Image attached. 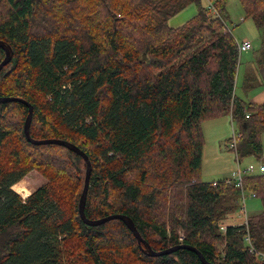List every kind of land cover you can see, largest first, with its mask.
<instances>
[{"label": "trees", "instance_id": "obj_1", "mask_svg": "<svg viewBox=\"0 0 264 264\" xmlns=\"http://www.w3.org/2000/svg\"><path fill=\"white\" fill-rule=\"evenodd\" d=\"M239 2L264 32V0ZM228 3L214 1L209 15L203 0H0V41L12 49L0 97L32 106L33 140L66 141L88 156V220L128 216L156 252L188 245L211 264H264L245 243L246 226L221 229L239 211L241 190L201 175L205 121L232 115L241 164L264 153V102L236 94L241 54L222 32ZM190 6L197 14L170 26ZM5 58L0 47V64ZM256 61L264 68V43ZM28 115L23 102H0V264H63L78 242L89 264H203L188 249L146 255L121 220L86 224L84 158L30 142ZM32 171L47 183L23 199L12 187ZM243 183L261 202L249 232L264 253V174Z\"/></svg>", "mask_w": 264, "mask_h": 264}, {"label": "rangeland", "instance_id": "obj_2", "mask_svg": "<svg viewBox=\"0 0 264 264\" xmlns=\"http://www.w3.org/2000/svg\"><path fill=\"white\" fill-rule=\"evenodd\" d=\"M208 1L203 0V4L206 7ZM195 6H190L188 10L182 12L175 18L169 21L170 26L179 27L185 22L193 18L197 14ZM229 20L227 21V27L223 29V33L233 34L237 41H242L243 38H250L253 44L252 50L244 52L240 55L239 69L236 81V94L241 96L245 101L254 103L264 102V68H260L257 64L256 58L259 56L264 43V32L258 30L252 20H245L244 11L240 5L239 0H229L228 3ZM206 35V34H205ZM253 76L254 88L247 92L242 89L245 78ZM231 114H233V106L231 107ZM231 115L216 119L208 120L203 123V136H204V148H203V162H202V181L207 183H215L225 180H234L235 174L238 171V160L235 151L231 149V144L234 134H240V126L234 122ZM214 127H220V130H216ZM220 133V135L217 133ZM224 138V139H222ZM227 140V141H224ZM262 144L264 149V133L262 134ZM260 161L255 158H246L243 160L240 168L245 170L249 165H253L256 168L259 167ZM47 180L37 171L29 173L21 182L12 187V190L20 195L23 199L28 198L33 192L40 187L44 186ZM215 185V184H214ZM25 191L28 196L23 195ZM31 193V194H30ZM251 202L257 204L259 211H262L261 202L259 199H253L247 194L246 209L250 217V212L255 211L254 207H250ZM241 204V203H240ZM245 219L241 209L233 214L222 225L237 224L242 225ZM109 222V221H108ZM107 223V222H106ZM105 223V224H106ZM103 225V224H102ZM77 244V243H76ZM77 248L66 250V256L63 264H89L86 259L83 261L81 243L78 242ZM70 252V253H69Z\"/></svg>", "mask_w": 264, "mask_h": 264}, {"label": "water", "instance_id": "obj_3", "mask_svg": "<svg viewBox=\"0 0 264 264\" xmlns=\"http://www.w3.org/2000/svg\"><path fill=\"white\" fill-rule=\"evenodd\" d=\"M0 47L4 48L6 50V58L0 64V71H1L11 61L12 49L10 46L6 45L2 41H0ZM13 101H20V102H23L29 106V115H28V118H27L26 123H25V135L30 142H32L36 145H47V144L61 145V146L68 148L69 150L77 153L78 155H80L84 158V160L87 164V171H86L85 185H84L83 193H82L81 200H80L79 211H80L81 218L84 220V222L86 224L91 225V226H99V225L105 224L106 222L111 221V220H121L134 233V235L137 238L140 246L143 248L144 253L148 256L159 257V256L171 254L178 249H188V250H191V251H194L195 253H197L198 256L200 257L201 261L203 262V264H211L210 262H208L206 260V258L204 257V255L200 251H198L196 248L188 246V245H179L177 247H172V248H169V249L164 250V251H158V252L154 251L151 248V246L142 238V236L138 232L134 222L128 216L112 215V216H109V217L101 219V220H95V221L88 220L85 216V205H86L87 193H88L89 184H90V176H91V171H92L90 159L82 150H80L77 146H75L69 142L62 141V140H55V139L41 140V141L33 140L31 138V135H30V125H31L32 115H33L32 106L29 103H27V102H25L19 98L0 97V102H13ZM142 245H144V247Z\"/></svg>", "mask_w": 264, "mask_h": 264}, {"label": "built area", "instance_id": "obj_4", "mask_svg": "<svg viewBox=\"0 0 264 264\" xmlns=\"http://www.w3.org/2000/svg\"><path fill=\"white\" fill-rule=\"evenodd\" d=\"M207 9H208L209 15H217V11L215 10V7H214L212 2H210L208 4ZM236 42H237L238 50H239L240 54H242L244 52H248V51L252 50V48H253V44H252V42L250 40H242V41H237L236 40ZM231 117H232V115H231ZM247 117H249V115H247ZM232 124H234V122H232ZM240 138H241V134H234L233 135L231 149H233L236 154H237L238 142H239ZM237 162H238L239 166H238V171L235 174L236 178L233 180V182L235 183L236 187H238L241 190V197H240L241 201L240 202H241V209H242V212H243V216H244V219H245V221L243 223V226H246V229H247V235L245 237V243L250 248V252L252 254L257 255L258 258L261 261H264V253L259 252L253 246L252 240H251V237H250V232H249V218L250 217H249V215L247 213V209H246L247 194H246V191L244 189V183H243L245 175L264 174V153H263L262 160H261L260 165H259L258 168H256L255 166H253L251 164L248 167H246L245 170H242L240 168L241 163L239 161H237ZM252 198H256V195L252 194ZM226 228L227 227L224 226V225L221 227V229L223 231H225ZM180 240L183 241L184 237L182 236Z\"/></svg>", "mask_w": 264, "mask_h": 264}, {"label": "crops", "instance_id": "obj_5", "mask_svg": "<svg viewBox=\"0 0 264 264\" xmlns=\"http://www.w3.org/2000/svg\"><path fill=\"white\" fill-rule=\"evenodd\" d=\"M206 1H208L206 4H207V6H208V4L210 3V2H214V1H216V0H206ZM189 8H187L186 10H188ZM183 12H185V11H183ZM242 40H250V38L248 39L247 37L246 38H243ZM251 41V40H250ZM252 42V41H251ZM216 130H220V127L218 128V127H214ZM217 133L220 135V133L217 131ZM222 139H224V138H222ZM224 141H227V140H224ZM257 175H262V174H257ZM31 194V193H30ZM246 194H249L251 197H252V194L253 193H249V192H247L246 191ZM28 196V195H27ZM253 199H255V198H253ZM250 207H254V209H255V211H253V212H250V217H253V216H259L261 213H262V211H259V209H258V207H257V204H255L254 202H251V204H250ZM229 225H237V224H232V223H230V224H227V225H224V226H229ZM242 226H243V224H242Z\"/></svg>", "mask_w": 264, "mask_h": 264}]
</instances>
